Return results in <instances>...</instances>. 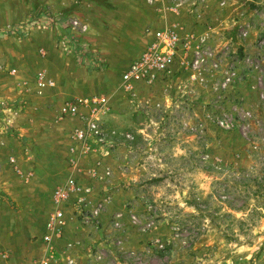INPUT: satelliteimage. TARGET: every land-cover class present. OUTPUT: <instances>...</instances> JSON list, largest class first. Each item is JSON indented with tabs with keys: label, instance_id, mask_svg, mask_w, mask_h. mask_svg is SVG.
<instances>
[{
	"label": "rangeland",
	"instance_id": "rangeland-1",
	"mask_svg": "<svg viewBox=\"0 0 264 264\" xmlns=\"http://www.w3.org/2000/svg\"><path fill=\"white\" fill-rule=\"evenodd\" d=\"M215 1L217 10L227 8L224 1L235 10L237 25L220 37L229 40L243 76L218 107L185 82L167 90L162 83L124 85L122 71L148 40L144 28L164 24L144 0H0V264H264V196H249L245 187L247 178L264 180V0ZM189 7L196 13L205 5ZM141 11L152 16L142 28ZM44 12L76 16L88 28L79 35L59 21L34 22ZM41 70L54 85L38 94ZM80 88L79 95L107 97L106 141L92 143L76 162L98 167L90 204L109 200L85 224L70 202L61 232L46 242L56 207L51 193L70 173L47 181L36 169L43 157L69 155L78 121L56 113L65 90ZM223 186L228 199L212 193ZM193 197L221 224L219 214L243 215L225 204L246 201L247 212L260 214L252 243L228 242L223 226L192 218ZM197 226L194 240L189 228Z\"/></svg>",
	"mask_w": 264,
	"mask_h": 264
},
{
	"label": "built area",
	"instance_id": "built-area-1",
	"mask_svg": "<svg viewBox=\"0 0 264 264\" xmlns=\"http://www.w3.org/2000/svg\"><path fill=\"white\" fill-rule=\"evenodd\" d=\"M144 1L161 17L167 12L177 14L184 5L188 6L185 0ZM190 1L189 6L195 4L197 7L204 5L208 0ZM42 20H48L53 23L52 25L59 21L62 26L79 35L88 28L87 23L76 16L57 17L44 12L40 17L34 18V22ZM144 34L148 39L145 46L122 71L121 80L124 85L128 86L134 82L145 85L162 83L167 90V88H175L179 82H185L187 86L201 88L206 103H213L215 107H218L229 94L233 95L237 92L243 76L238 69L235 51L229 46L217 48L208 43L206 35L182 33L165 24L159 28L146 26ZM241 34L245 36L246 32ZM62 43V47L67 49L65 41ZM34 82L38 94H42L54 85L53 80L43 70L36 73ZM108 108L105 95L75 97L61 102L56 113L57 119L74 118L78 121L68 136L67 150L70 164H75L77 158L90 152L92 143L99 144L106 141L101 116ZM217 121L224 124L226 119L221 115L220 118L217 117ZM9 162L14 165L15 158L11 156ZM91 192L90 186L82 185L75 177L68 176L65 182L54 190L53 199L56 207L46 221L47 233L42 239L50 242L51 234L61 232L65 219L60 204L69 197L73 198L76 215L81 216L82 223L97 219L109 198L104 197L95 204H90Z\"/></svg>",
	"mask_w": 264,
	"mask_h": 264
},
{
	"label": "crops",
	"instance_id": "crops-1",
	"mask_svg": "<svg viewBox=\"0 0 264 264\" xmlns=\"http://www.w3.org/2000/svg\"><path fill=\"white\" fill-rule=\"evenodd\" d=\"M210 1L204 4L205 7H203L202 10L195 9L196 13H194L192 12L193 10L191 9V7H189V3L191 1L185 0V4H187L188 6L184 5L183 9L190 10L189 13H183L182 12L183 9H181L177 14L169 13V15L167 14L168 15L167 17L164 15L162 17V21L165 25L171 26L172 28L182 33L193 32L196 34L206 35L208 39V43L215 45L217 48H223L228 44L227 41L229 40L226 39L225 37L221 38L220 35L222 34L224 29L230 27L229 25H237L235 10H232V8L230 7L228 8V5H230V1L227 2L224 1L223 4H221L220 2V5H222L223 7L224 5H226L227 7V8L225 7L226 9L223 11L217 10V8L219 7L217 1L215 0H210ZM214 3L216 4V6ZM142 13L143 11H141L140 14L141 28L146 22L151 20L152 17V16L150 17V15L147 13L145 15H143ZM233 45L234 43L230 44V47H233ZM79 68H80L79 70H81L85 74H88V68L86 66H81ZM81 90H82L81 88L80 90L79 89L65 90L66 92L65 95L68 96L65 99L75 98V97H86L83 95H79L84 93V90L83 91ZM68 156L69 155H66L64 160L60 158L59 154L57 153L51 155L48 158H46L47 156L43 157V160L40 159V163H39L41 167L37 166L36 171L37 170L41 171L44 174V178H47V181H50L52 179L58 180V177L61 176L64 171H67L70 173L69 176L75 177L78 180L82 181L84 183L83 185H87L91 187L90 184L96 182V180L94 179L95 173H97L95 169L98 168L96 167V164L89 166L88 165L89 163H85L84 161H82V163L76 162L75 164H70ZM29 173L33 174L32 171H29ZM65 180L60 184H58L55 187V189L61 186L65 182ZM55 189H53L50 196L51 204L55 203L53 199V193ZM72 201L73 198L69 197L60 204L63 210L64 219H66L64 212L66 210V206Z\"/></svg>",
	"mask_w": 264,
	"mask_h": 264
},
{
	"label": "trees",
	"instance_id": "trees-1",
	"mask_svg": "<svg viewBox=\"0 0 264 264\" xmlns=\"http://www.w3.org/2000/svg\"><path fill=\"white\" fill-rule=\"evenodd\" d=\"M234 176H235V174H234ZM247 181H248V184L245 187L247 189L248 195L252 196L254 198H261V197L263 198V196H264V180L263 181L258 180L257 177H253V178H247ZM220 183L221 182H219L218 185ZM232 184H237V183L232 181ZM226 189H227V187H225V186H223L222 188L218 187L217 190H215L212 193H215V196L219 195L220 198H223V196H224V199H228L226 194H225ZM226 201H221V202L225 203ZM245 202L246 201H244L239 206H236L235 202H231L230 204H225V206L228 207L229 209H232L236 212H242L243 215L240 216V218H234L230 212H224L222 214H219V216H217V218H223L225 220L224 224H221L220 222L215 221L214 214H210V212H208L211 210H207V209L204 210V209L200 208L202 202H199L197 200V198L193 197L190 200H188V204L196 210V214H191L192 218L194 217V218L209 219L216 226V228H219V229H221V227L223 226L221 231L223 232V235L228 242H234V243L240 244L244 241V242L250 244V243H252V239L256 236V235H253L251 232V229L254 225L253 223L255 221L256 215L260 216V214L256 209H251L250 212H247V210H249V208L244 207ZM187 228H189V227H187ZM189 229H190V231H193L192 235L194 237V240L197 239V234L199 233L201 227L197 226L194 229L193 228H189ZM241 236L243 237V240H241Z\"/></svg>",
	"mask_w": 264,
	"mask_h": 264
}]
</instances>
